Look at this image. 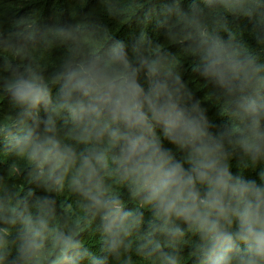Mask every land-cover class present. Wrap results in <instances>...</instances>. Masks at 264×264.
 Listing matches in <instances>:
<instances>
[{
    "label": "clouds",
    "instance_id": "obj_1",
    "mask_svg": "<svg viewBox=\"0 0 264 264\" xmlns=\"http://www.w3.org/2000/svg\"><path fill=\"white\" fill-rule=\"evenodd\" d=\"M73 3H0V264H264V0Z\"/></svg>",
    "mask_w": 264,
    "mask_h": 264
},
{
    "label": "trees",
    "instance_id": "obj_2",
    "mask_svg": "<svg viewBox=\"0 0 264 264\" xmlns=\"http://www.w3.org/2000/svg\"><path fill=\"white\" fill-rule=\"evenodd\" d=\"M3 2L4 0H0V3ZM33 7L40 10L44 18L60 15L61 13L64 14L65 18H67L68 13H70L73 8L77 7V5L73 3V0H45V2L36 5L29 4L28 0H7V15L4 17V26L7 27L8 24L15 18V12L19 11V16L26 15ZM88 7L95 8L97 6L95 3H90ZM149 30L151 31V29ZM121 35L128 38L131 33L129 30L125 29ZM153 35L156 39L162 38L159 33H153Z\"/></svg>",
    "mask_w": 264,
    "mask_h": 264
}]
</instances>
